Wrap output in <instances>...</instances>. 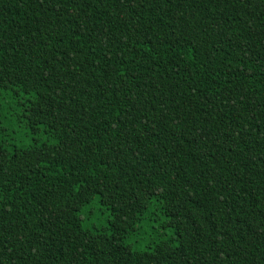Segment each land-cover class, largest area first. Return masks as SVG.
I'll use <instances>...</instances> for the list:
<instances>
[{"label": "trees", "instance_id": "trees-1", "mask_svg": "<svg viewBox=\"0 0 264 264\" xmlns=\"http://www.w3.org/2000/svg\"><path fill=\"white\" fill-rule=\"evenodd\" d=\"M10 87L57 143L0 141V264H264V0H0Z\"/></svg>", "mask_w": 264, "mask_h": 264}, {"label": "rangeland", "instance_id": "rangeland-1", "mask_svg": "<svg viewBox=\"0 0 264 264\" xmlns=\"http://www.w3.org/2000/svg\"><path fill=\"white\" fill-rule=\"evenodd\" d=\"M32 98L33 94L23 93L17 87L0 88V141L11 148L27 149L34 145L57 143V140L47 135L43 128L33 132L26 125L24 107ZM79 215L83 228L95 232H108L110 212L101 204L98 195L80 208ZM165 221L166 217L159 204L152 202L134 229L128 233L125 243L133 251L139 252L149 251L159 242L172 241L176 244L173 231L165 226Z\"/></svg>", "mask_w": 264, "mask_h": 264}]
</instances>
